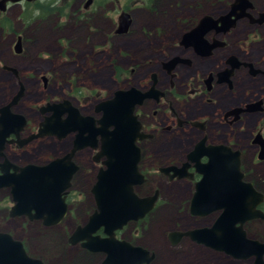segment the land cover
I'll return each instance as SVG.
<instances>
[{
	"label": "flooded vegetation",
	"instance_id": "af4514ba",
	"mask_svg": "<svg viewBox=\"0 0 264 264\" xmlns=\"http://www.w3.org/2000/svg\"><path fill=\"white\" fill-rule=\"evenodd\" d=\"M87 1L90 4L85 8ZM142 1L0 0L4 2L0 3V16L6 17L10 13L16 15L21 6L36 10L38 6L51 7L56 4L63 8L81 6L89 11L103 3H110L118 10L119 17L123 12L128 13L126 8L142 4ZM43 2L48 5L42 4ZM193 3L188 8L190 10L174 21L173 33L160 36L161 43L150 51L151 54L157 51L170 54L163 55V60L158 62L145 56V74L140 75L143 72H140L139 67L130 63L127 69L114 75L115 88L110 95L101 96L94 90L90 93L82 90L78 96L67 95L61 101H47L38 108L40 110L47 104L68 102L78 116L83 118L79 119L81 128L85 130L81 132V137L85 140L83 143L88 144L76 151L71 158L76 170L70 186L62 196L67 207L66 213L56 225L47 226L43 219H30L27 215L10 217L14 205L10 189L0 188V233L8 234L13 241L19 242L29 259L39 260L42 264H194L193 261L201 257L210 259L209 264H255V257L246 260L234 258L226 248L217 250L206 246L197 241V235L193 237L187 233L211 230L224 211L219 209L193 215L191 201L197 185L203 179L202 167L210 159L219 164L224 163L226 149L239 153L243 181L250 183L256 192L264 196L256 187L259 186L255 183L256 179H250L255 177L253 171L257 164L264 163V160L257 158L260 145L254 143L258 135L264 140V127L260 123L264 119V0H205L200 3L194 0ZM29 18L32 20V16ZM201 23L204 25L200 26ZM48 26L51 25L43 26L41 31ZM80 36L78 33L71 39L75 42ZM59 37L55 26H51L47 31V38L40 39L44 40L41 51L51 53L50 48ZM86 39L85 35L83 40ZM116 66L117 64L115 70ZM42 80L47 86L48 79ZM129 90H135L141 97H130L119 103L135 117V120L129 121L125 126L130 123L139 127L135 140L137 155L124 148L118 151L113 146L112 149L116 151L111 154V161L131 166L137 159V175H133L128 169L119 170L116 167L112 169V173L115 174L118 170L123 172L124 175H117L124 179L125 184L103 186V194L99 192L97 195L93 192V187L99 182L97 177L107 169L105 163L111 162L109 157L101 153L102 144L100 138H96V132L100 129L99 121L103 117L98 106L113 99L117 91ZM256 91L258 95L254 96ZM115 102L118 106L117 100ZM50 115L51 112L44 115L40 113L36 128L28 131L25 129L29 121L25 117L26 126L19 139L24 140L36 134L44 117ZM246 116H255L257 120L251 128L245 127ZM69 118L68 112L62 115L64 121ZM113 129L115 125L109 128L110 131ZM247 136L248 143L255 149L256 159V163H253L251 158L248 167L244 164ZM94 138L96 143H93ZM74 140L75 133L67 134L61 140L55 136H46L19 147L12 142L16 141V137L11 135L7 139L4 156L0 158V176L3 175L1 165L4 160L11 167L9 174L13 173V167L28 164L45 166L70 154ZM35 142L48 143L44 151L49 149V142L60 147L45 162H28L14 157L16 153L26 152L27 147ZM130 181L134 184L129 185ZM176 186L182 201L178 204L177 215L184 214L191 222L186 225L174 222L161 228L163 223L159 219L161 221L164 216L161 211L170 205L174 197L172 190L166 195L161 192L163 189L174 190ZM129 193L135 196L136 201L128 202L124 198ZM96 196L103 200L97 201ZM153 197L155 202L144 212L141 205ZM97 202L100 203V208ZM128 205L132 212L138 213V218L129 220L121 228L114 229L116 223L120 222L119 219L112 218L115 224L106 226L109 218L99 217L102 213L109 216L115 212L117 215L122 214L126 212ZM256 208L263 215L262 218L236 223L235 229L240 228L246 238L263 244L264 234L259 231L264 223V200ZM207 209L199 212L204 213ZM34 213L31 211V215ZM95 214L98 215L92 221L90 218ZM236 219L240 220L241 217ZM77 229L80 230L78 241L72 245L71 237ZM111 229L113 231L110 232ZM229 229V225L222 230L216 229L213 239L216 241L221 236L222 242L228 246ZM38 232L44 238L55 240L60 246L59 251L48 252L47 257L39 255L34 248V240L39 239ZM149 233H154L160 239L158 242L162 244L161 250H158L154 241L148 243ZM234 237L236 238V234ZM239 241L238 239L235 243ZM125 246L127 251L123 249ZM133 248L143 252L133 251ZM8 252H14L8 259L15 264L18 259L16 250L9 248ZM262 259L264 264V254Z\"/></svg>",
	"mask_w": 264,
	"mask_h": 264
},
{
	"label": "rangeland",
	"instance_id": "374dc122",
	"mask_svg": "<svg viewBox=\"0 0 264 264\" xmlns=\"http://www.w3.org/2000/svg\"><path fill=\"white\" fill-rule=\"evenodd\" d=\"M193 1L143 0L142 4L128 7L126 11L130 14L131 24L124 34H115L116 17L119 13L110 3H103L89 11H85L81 6L63 8L56 4L51 7L38 6L36 10L21 6L16 15L14 13L6 17L1 15L0 107L8 104L18 93L19 88L23 87V95L11 111L28 119L29 125L25 129L28 131L36 128L40 118L38 108L47 101H61L71 94L78 96L82 90L86 93L94 90L101 96L110 95L115 88L114 75L127 69L130 63L136 64L142 73L145 56L158 62L163 60V55L170 54L162 51L151 54L150 51L161 43L160 36H168L172 32L174 21L190 10L188 8L193 6ZM200 1L205 0H198V3ZM42 4L48 5L45 2ZM29 16H32V20ZM48 24L55 26L57 34L60 35L52 44L51 53L41 51L44 40L40 39L47 38V31L51 26L42 31L41 28ZM78 33L81 36L74 42L71 38ZM85 35L86 41L83 40ZM18 36L22 40L23 52L19 55L13 51ZM145 73L146 71L140 75ZM42 78L48 79L47 86ZM262 89L263 86L260 87V90ZM257 95L256 91L254 96ZM245 118L247 128H251L257 121L255 116ZM260 123L264 127V119ZM248 137L244 151L246 167L251 158L253 163H256L255 149L248 143ZM46 144L48 143L35 142L27 147L26 152L16 153L14 157L28 162H45L52 158L60 147L49 142V149L44 151L48 146ZM253 172L255 177L250 179L253 181L256 179L255 183L259 185L255 184L256 187L264 193V163L257 164ZM171 190L174 197L170 205L161 211L164 215L161 221L159 219V222L163 223L161 228L174 222L182 225L191 222L186 215H177L178 204L182 202L177 186L174 190L163 189L161 193L166 195ZM40 233L38 232L39 239L34 240L37 253L47 257L48 252H58L59 244L55 240L40 236ZM259 233L264 234V223ZM147 239L148 243L154 241L158 250H161L162 244L158 242L160 239L154 233H149ZM199 258L193 261L194 264L211 262L210 259Z\"/></svg>",
	"mask_w": 264,
	"mask_h": 264
},
{
	"label": "water",
	"instance_id": "95a60500",
	"mask_svg": "<svg viewBox=\"0 0 264 264\" xmlns=\"http://www.w3.org/2000/svg\"><path fill=\"white\" fill-rule=\"evenodd\" d=\"M7 1V0H6ZM4 3V2H0ZM90 1H87L84 5L88 8ZM226 22V19H223ZM205 23V22H204ZM201 23L200 26H203ZM131 24L130 15L126 12L121 13L117 20V28L115 34H124L128 31ZM14 53H21V39L18 37L14 45ZM11 70V69H10ZM15 73V71L12 70ZM43 79V78H42ZM45 83V82H44ZM23 95V87L19 88L18 93L12 98V100L0 107V158H2L3 151L7 144V139L14 135L16 143L19 147H23L32 140L43 138L46 136H55L58 140L63 139L67 134L75 133V140L72 152L65 157L56 159L45 166H37L28 164L24 167H13V173L9 174L8 171L11 168L8 165L7 160H4V164L1 165L3 175L0 176V188L10 189L12 201L14 205L10 211V217L27 215L30 219H43L44 224L47 226L56 225L66 213V205L62 198L65 190L70 186L73 173L76 167L71 162L73 154L82 149L88 143H83L85 140L81 137L85 131L81 128L77 111L73 109L68 102L58 104H47L39 110L44 115L51 112L49 117H44L43 121L39 124L37 133L27 137L24 140L19 139L20 133L26 126V119L24 116L13 113L11 109L17 104ZM134 97L140 98L138 92L135 90L129 91H117L114 94V98L108 100L98 106V111H101L103 117L99 121L100 129L96 132V138H100L102 144L101 153L109 157L111 161V154L116 151L112 147L115 146L121 151L120 148L133 151L137 155L135 148V140L138 133V125L133 126L129 121L135 120L132 117L130 111L126 107L120 106L119 103L127 98ZM115 100H117V104ZM68 112L70 118L67 121L62 120V115ZM86 119V118H85ZM115 125V129L109 130L110 127ZM125 126V127H122ZM82 132V133H81ZM93 143H96L95 138ZM254 143L260 145V151L257 155L258 160H264V140L261 136H257ZM111 151V152H110ZM129 166L128 164H114L113 161L106 162L107 169L100 172L98 175V183L93 187V192L102 193L101 188L103 186H115L117 183L119 186L124 185L125 181L121 176L123 172L119 170L128 169L132 171L133 175H137L136 162ZM118 168L119 170L113 174L112 169ZM4 170V171H3ZM201 173L203 174L202 181L197 185L196 192L191 201V213L193 215H202L214 210L223 209V213L219 216L217 221L211 230H199L189 232L190 236L197 235V241L206 246L213 247L217 250H228L230 255L234 258L246 260L250 257H255V264H263L262 256L264 254V243L250 240L246 238L245 233L240 229H235L236 223H244L246 221L262 218V214L257 210V205L264 200L263 194L256 192L250 183L244 182V175L240 169V158L238 152H232L231 150H225L224 163H217L214 159H210L207 164L202 167ZM118 174V175H117ZM114 179V181H113ZM129 185L134 184L132 181ZM114 193H117L113 189ZM115 195V194H114ZM128 202L136 201L135 196L132 193L125 195L124 197ZM96 200L100 202L99 196H96ZM155 197L150 200L144 201V212L151 208L155 202ZM98 207L100 208V203ZM204 213L199 210L206 209ZM31 211L35 213L31 215ZM98 214L93 215L90 219L93 221ZM109 218L106 226L114 225L115 222L112 218H117L120 222L116 223L115 228H121L129 220L138 218V213H134L130 210V205L126 212L117 215L115 212L112 216L105 213L99 214V217ZM241 217L240 220L236 218ZM229 225L230 232V244L227 246L222 242L221 236L213 239V233L222 228H227ZM214 230V232H212ZM113 231L112 229L110 232ZM239 232V234H238ZM80 230L77 229L71 237L70 243L76 244L78 241V234ZM236 234V238L234 235ZM174 234H172L173 236ZM177 235V234H176ZM199 237V238H198ZM240 240L236 242V240ZM127 246L123 249L127 251ZM9 248L16 250L18 259L15 264H42L39 260L29 259L19 242H15L8 234L0 233V262L1 264L13 261H9L8 257H11L14 252H8ZM131 250V249H130ZM133 251L143 252L141 249L133 248ZM129 252V251H128ZM124 255V254H123Z\"/></svg>",
	"mask_w": 264,
	"mask_h": 264
},
{
	"label": "bare ground",
	"instance_id": "6f19581e",
	"mask_svg": "<svg viewBox=\"0 0 264 264\" xmlns=\"http://www.w3.org/2000/svg\"><path fill=\"white\" fill-rule=\"evenodd\" d=\"M49 27V26H48ZM52 37V36H51ZM20 136V135H19Z\"/></svg>",
	"mask_w": 264,
	"mask_h": 264
}]
</instances>
